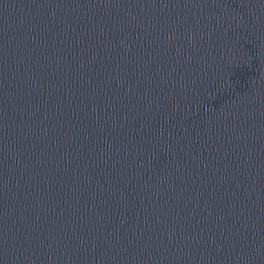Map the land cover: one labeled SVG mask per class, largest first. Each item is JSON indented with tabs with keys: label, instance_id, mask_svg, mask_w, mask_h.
Segmentation results:
<instances>
[{
	"label": "water",
	"instance_id": "water-1",
	"mask_svg": "<svg viewBox=\"0 0 264 264\" xmlns=\"http://www.w3.org/2000/svg\"><path fill=\"white\" fill-rule=\"evenodd\" d=\"M0 264H264V0H0Z\"/></svg>",
	"mask_w": 264,
	"mask_h": 264
}]
</instances>
